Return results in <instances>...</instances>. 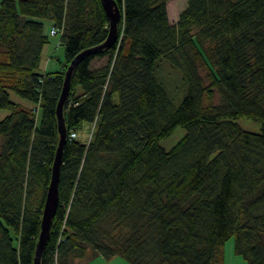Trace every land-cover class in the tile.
Wrapping results in <instances>:
<instances>
[{"label": "trees", "instance_id": "1", "mask_svg": "<svg viewBox=\"0 0 264 264\" xmlns=\"http://www.w3.org/2000/svg\"><path fill=\"white\" fill-rule=\"evenodd\" d=\"M116 1L119 40L73 74L42 264L95 256L225 264L232 237L249 264H264V0H187L175 23L169 0ZM46 21L60 31L65 60L41 73ZM109 29L102 0L0 2V108L10 111L0 121V264H33L65 75ZM162 62L180 73L181 95L162 80ZM241 118L261 132L243 129ZM86 122L94 131L83 142ZM178 127L187 133L168 151L160 142Z\"/></svg>", "mask_w": 264, "mask_h": 264}, {"label": "rangeland", "instance_id": "2", "mask_svg": "<svg viewBox=\"0 0 264 264\" xmlns=\"http://www.w3.org/2000/svg\"><path fill=\"white\" fill-rule=\"evenodd\" d=\"M1 2V0H0ZM187 7V0H171L169 2V18L172 22H176L180 16L183 9ZM52 25L49 21L45 22V32L49 36V43L45 46L42 55V61L40 64L39 72H53L59 68L60 62L65 60V47L60 44V34L51 35ZM53 55L54 58L50 59V56ZM48 64V65H47ZM159 74L162 80L168 85L169 89L176 96L182 94L183 80L179 72L170 68L166 62H162ZM167 87V86H166ZM167 87V88H168ZM168 89V90H169ZM169 90V91H170ZM11 98L16 103H19L23 107L27 108H37L38 105L32 101L20 97L16 93H11ZM183 96L177 100L180 102ZM10 114V111L0 108V121ZM238 124L245 130L251 132H261L262 125L260 122L255 121L250 118H241L237 120ZM94 131V124L86 122L81 130H79V139L83 142H88L91 138V134ZM187 131L183 127H178L175 132L168 138L161 140L160 144L166 149L171 150L185 135ZM225 264H249V262L244 258L243 255H240L236 252L235 237L230 238L225 244ZM103 257H92L83 264H132L127 259L122 256H115L110 260Z\"/></svg>", "mask_w": 264, "mask_h": 264}, {"label": "water", "instance_id": "3", "mask_svg": "<svg viewBox=\"0 0 264 264\" xmlns=\"http://www.w3.org/2000/svg\"><path fill=\"white\" fill-rule=\"evenodd\" d=\"M110 22L109 35L106 41L95 47L81 52L70 64L67 69L62 93L57 107L58 127L60 140L56 150L55 159L52 168L50 186L47 192V198L43 211L41 224V233L36 247V253L33 264H42V256L51 235L53 220L56 216L60 201V180L63 166L64 150L68 140V131L64 114V107L69 98L72 78L78 65L89 55L112 47L119 40V25L122 20V11L116 0H102Z\"/></svg>", "mask_w": 264, "mask_h": 264}, {"label": "crops", "instance_id": "4", "mask_svg": "<svg viewBox=\"0 0 264 264\" xmlns=\"http://www.w3.org/2000/svg\"><path fill=\"white\" fill-rule=\"evenodd\" d=\"M171 0H169L168 1V6H169V2H170ZM167 6V7H168ZM168 13H169V10H168ZM170 17V16H169ZM179 18V17H178ZM178 20V19H177ZM172 22V21H171ZM177 22V21H176ZM173 23H175V22H173ZM52 25V24H51ZM53 27V26H52ZM45 49V48H44ZM44 51V50H43ZM43 55V54H42ZM54 58V56L53 55H51L50 56V59H53ZM61 63V62H60ZM48 65V64H47ZM61 68V64H59V68L58 69H56V70H54L53 72H55V71H58L59 69ZM48 72H50V71H48ZM95 257H98V256H95ZM100 257H102V256H100ZM90 258H92V257H87L86 259H84V260H80L79 262H78V264H83V263H85V262H87V260L88 259H90ZM104 258V257H103ZM102 258V259H103ZM108 260H110V259H108Z\"/></svg>", "mask_w": 264, "mask_h": 264}, {"label": "built area", "instance_id": "5", "mask_svg": "<svg viewBox=\"0 0 264 264\" xmlns=\"http://www.w3.org/2000/svg\"><path fill=\"white\" fill-rule=\"evenodd\" d=\"M57 34H60V31L56 28V27H53L51 29V35H57ZM72 138H76L78 137V134L73 132L72 135H71Z\"/></svg>", "mask_w": 264, "mask_h": 264}]
</instances>
